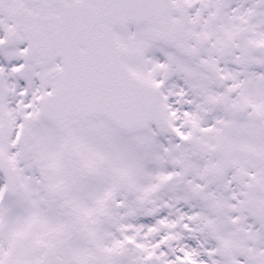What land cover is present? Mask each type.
<instances>
[{
    "label": "snow or ice",
    "instance_id": "obj_1",
    "mask_svg": "<svg viewBox=\"0 0 264 264\" xmlns=\"http://www.w3.org/2000/svg\"><path fill=\"white\" fill-rule=\"evenodd\" d=\"M0 264H264V0H0Z\"/></svg>",
    "mask_w": 264,
    "mask_h": 264
}]
</instances>
